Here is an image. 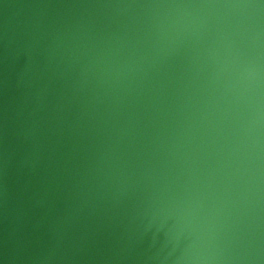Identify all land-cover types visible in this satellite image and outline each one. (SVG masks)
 Wrapping results in <instances>:
<instances>
[{
	"label": "water",
	"instance_id": "95a60500",
	"mask_svg": "<svg viewBox=\"0 0 264 264\" xmlns=\"http://www.w3.org/2000/svg\"><path fill=\"white\" fill-rule=\"evenodd\" d=\"M0 264H264V0H0Z\"/></svg>",
	"mask_w": 264,
	"mask_h": 264
}]
</instances>
